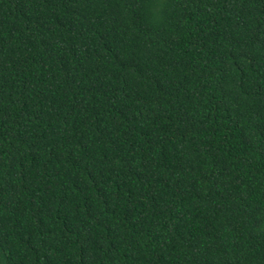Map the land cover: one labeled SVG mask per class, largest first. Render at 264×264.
<instances>
[{
    "label": "trees",
    "instance_id": "trees-1",
    "mask_svg": "<svg viewBox=\"0 0 264 264\" xmlns=\"http://www.w3.org/2000/svg\"><path fill=\"white\" fill-rule=\"evenodd\" d=\"M0 264H264V0H0Z\"/></svg>",
    "mask_w": 264,
    "mask_h": 264
}]
</instances>
